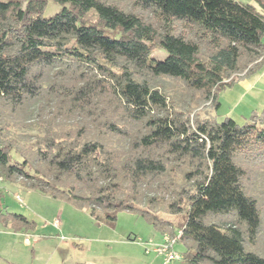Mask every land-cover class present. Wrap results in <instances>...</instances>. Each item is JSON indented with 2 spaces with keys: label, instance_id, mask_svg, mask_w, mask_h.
Instances as JSON below:
<instances>
[{
  "label": "trees",
  "instance_id": "trees-1",
  "mask_svg": "<svg viewBox=\"0 0 264 264\" xmlns=\"http://www.w3.org/2000/svg\"><path fill=\"white\" fill-rule=\"evenodd\" d=\"M129 1L130 11L102 0H54L61 8L46 18L45 0L25 8L0 0L3 181L95 219L101 212L113 222L127 211L161 236L178 230L186 264H264L255 249L263 213L251 189L253 167L264 170V110L244 125L191 120L192 101L177 104L160 84L175 80L215 110L219 88L264 62V0ZM155 49L166 57L154 59ZM47 105L54 110L36 121L38 140L26 149L14 143L10 127ZM0 221L15 232L33 228L21 214Z\"/></svg>",
  "mask_w": 264,
  "mask_h": 264
},
{
  "label": "rangeland",
  "instance_id": "rangeland-1",
  "mask_svg": "<svg viewBox=\"0 0 264 264\" xmlns=\"http://www.w3.org/2000/svg\"><path fill=\"white\" fill-rule=\"evenodd\" d=\"M18 1L22 3L23 8L28 2ZM102 1L117 4L127 11L132 9L129 0ZM45 2L43 16L46 18L61 8L54 0ZM249 3L257 11H262L254 1ZM144 14L147 20L154 22L148 12ZM86 19L97 24V17L94 14H89ZM104 32L108 36H116L109 29H104ZM166 55L165 51L159 49H155L152 54L156 60H163ZM237 75L241 78L244 72ZM236 77L234 83L217 90L218 106L215 110L212 102L197 105L200 97L190 95V92L175 80L162 79L160 84L177 104L192 101L191 120L214 119L219 123L225 118H231L238 125H244L249 123L254 115H260L264 110V62L255 73L240 80ZM53 110V105H47L40 113L35 106L30 114H25L24 118L17 120V123L18 121L21 123L13 126L15 128L10 127V137L14 143H19L24 149L33 145L32 143L43 134L38 131L36 121L40 116L49 115V111ZM48 115L44 119H47ZM262 169L259 166L253 167L256 176L251 189L257 192L260 199L264 227ZM0 210L21 214L33 225L32 230L28 232H15L11 228L4 229L0 222V264H161V258L153 249L162 244V236L138 214L121 211L116 214V219L110 222L99 212V218L95 219L70 202L52 199L38 191L28 189L19 182L8 181H4L0 186ZM161 216L172 220L174 225L184 221L182 216L166 214ZM177 232L178 230L175 233ZM255 249L264 255V236L258 240ZM173 250L180 255L185 252L181 242L176 243ZM171 264L186 263L181 259Z\"/></svg>",
  "mask_w": 264,
  "mask_h": 264
},
{
  "label": "built area",
  "instance_id": "built-area-1",
  "mask_svg": "<svg viewBox=\"0 0 264 264\" xmlns=\"http://www.w3.org/2000/svg\"><path fill=\"white\" fill-rule=\"evenodd\" d=\"M3 182L0 176V185ZM19 199V198H18ZM180 231L175 235L170 236L168 234L162 235V244L153 249V252L161 258V264H171L174 261L181 260V255L173 250L177 240L180 236Z\"/></svg>",
  "mask_w": 264,
  "mask_h": 264
},
{
  "label": "crops",
  "instance_id": "crops-1",
  "mask_svg": "<svg viewBox=\"0 0 264 264\" xmlns=\"http://www.w3.org/2000/svg\"><path fill=\"white\" fill-rule=\"evenodd\" d=\"M4 182V181H3ZM2 182V183H3ZM1 183V184H2ZM1 186V185H0ZM4 213H13V212H7L6 210L4 211V210H0V214H4ZM1 222V221H0ZM1 224H2V222H1ZM3 225V228L4 229H8V230H10V227L9 226H5L4 224H2ZM1 234V233H0Z\"/></svg>",
  "mask_w": 264,
  "mask_h": 264
}]
</instances>
